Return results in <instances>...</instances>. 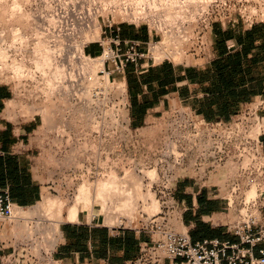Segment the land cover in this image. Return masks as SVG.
Instances as JSON below:
<instances>
[{"label":"built area","instance_id":"obj_1","mask_svg":"<svg viewBox=\"0 0 264 264\" xmlns=\"http://www.w3.org/2000/svg\"><path fill=\"white\" fill-rule=\"evenodd\" d=\"M75 1L64 4L62 0H44L41 6L37 2L33 7L35 27L56 57L73 74L66 76L63 84L66 82L83 91L85 86L87 88V78H90L81 66L89 58L97 60L99 67L95 71L96 79L89 99L92 107L96 109L101 104H109L114 117L124 119L128 127V92L120 76L128 64L144 69L163 61L186 63V60L174 61L182 55H191L193 58L197 55L196 60H206L209 50L206 36L214 21L237 22L238 17L252 24L256 20H264V17L257 19L254 15H244L242 12L233 13L229 0L193 2L181 15L191 9L193 20H177V17L170 21L164 18L163 13L157 14L153 10L131 17L130 10L125 8L121 14L139 22L127 23L145 26L149 36L145 40L122 38L120 24L123 21L112 19L114 11L110 7L104 6L100 0H92L93 4L87 7L83 4L86 0ZM105 13L106 19L103 16ZM96 22L100 28L95 35L97 38L88 40L87 34L95 28ZM189 24L195 25L192 33H189ZM90 42L99 45L98 54L85 52L84 48ZM75 73L77 78H74ZM262 102L256 100L245 103L228 122H201L183 107L170 112L158 150V159L162 165L161 192L166 195L162 200L164 210L150 215L145 213L141 226L123 225L121 222L109 225L133 226L162 234L161 239L154 244L145 242L141 245L137 264H161V251L171 259V264H264V246L258 250V254L254 253L258 243L264 244ZM226 165L229 171L223 173V197L227 207H239L237 219L231 225L238 241L216 237L192 241L186 233H176L166 228L164 219L173 202L172 190L177 172L183 171L195 181L205 184L210 175L224 169ZM251 191L253 193L249 194ZM16 207L8 189L0 188V220L11 222L20 218L15 213ZM44 253V257H41L24 247L13 248L3 255V263L59 264L49 253Z\"/></svg>","mask_w":264,"mask_h":264},{"label":"crops","instance_id":"obj_2","mask_svg":"<svg viewBox=\"0 0 264 264\" xmlns=\"http://www.w3.org/2000/svg\"><path fill=\"white\" fill-rule=\"evenodd\" d=\"M237 19L212 23L206 60L192 64L163 61L144 69L127 65L120 76L128 92L127 117L132 129L151 127L182 107L201 122H228L245 103L262 100L264 114V20L247 24ZM123 31H127L125 35ZM120 34L142 40L149 36L145 26L132 23H121ZM92 44L98 47L95 53L87 52ZM84 50L95 55L100 48L90 42ZM15 98L14 89L0 83V188L8 189L17 207H28L51 185L46 180L41 136L37 134L42 117L39 113L26 117L16 106H8ZM261 138L264 153V135ZM224 180L220 171L210 175L205 184L177 172L173 202L164 219L166 228L186 233L192 241L215 237L238 241L231 230L237 214L226 205ZM10 226L1 224L0 264H4L3 255L16 248L9 237ZM58 229L49 254L59 264H137L141 245L154 244L162 237L160 232L133 226L111 227L96 207L80 210L74 220L60 221ZM263 246L258 243L254 253ZM160 256L161 264H171L165 252Z\"/></svg>","mask_w":264,"mask_h":264},{"label":"rangeland","instance_id":"obj_3","mask_svg":"<svg viewBox=\"0 0 264 264\" xmlns=\"http://www.w3.org/2000/svg\"><path fill=\"white\" fill-rule=\"evenodd\" d=\"M1 1L2 0H0V9L2 6H5V4L7 5L10 3V0H4L5 3L4 1ZM30 1L31 0H22V5L24 7H22V9H24L26 12L32 13L28 20H18V15H15L16 17L10 16L8 14H3L0 11V44L6 47L9 50V53L13 56L19 58L21 56L25 57L27 55L25 59L28 65H32V61H30V59L33 54L32 50L34 46L33 42L35 41L34 38H36L33 32L34 28H32L33 26L35 27L36 24V19L32 16L33 7L38 4L37 2H40V6L44 3V0H34V2L32 0V3ZM93 1L90 0L87 2L86 0L83 4L85 5V7H87L88 5H92ZM100 1L104 6L106 5L110 7L109 9L114 11L112 19H114L115 21H123V23H127L128 21L136 22V20L130 19L129 17L123 16L121 14L125 8L130 10L134 5L132 4L131 0H124V3L123 0H119L118 2L117 0H113L114 3L111 2L112 0ZM229 1L230 9L234 11L233 13L235 14L242 12L244 15H254L253 17H256L257 19L264 17V0ZM62 2L64 4H67L77 1L62 0ZM116 3L120 5L118 6V4ZM146 7H148L145 8L146 12L150 11L151 13V8L148 4L146 5ZM159 11L156 10L154 11V13L157 12L158 14H161V12H163L162 9L160 12ZM187 13H192V10L189 9L186 14L184 13L185 17H183L184 15H180L179 17L181 19L185 18L187 20L189 18L192 19L193 17L191 14L187 16L189 18L186 17ZM2 15H4L5 17L6 15L10 17L5 18ZM103 16L105 17L104 19L107 18L106 13ZM179 17L178 19H180ZM109 18L111 19L110 14ZM175 18L173 20H175ZM16 23H19V25L22 24L19 28V31L26 37V43L25 41L22 43L15 42V44L11 45L10 43L12 38V30L10 28ZM188 26L189 33H192L195 25L189 24ZM99 31L96 33V35L99 33ZM126 32L127 31H123L122 35H125ZM208 35L209 32L206 36L207 43L210 42ZM96 38L97 37L95 36V38L93 39ZM97 51L98 47L95 44L87 47V52L95 53ZM19 54L22 55L20 56ZM182 56H180L181 58L174 59V61L184 62L186 60V63L192 64L195 62L196 58H198L197 55H195L194 58L191 55H187L185 57ZM35 73V78L37 79L39 77L37 81L33 78L30 79V77H22L20 78V80L17 78L13 79L10 76L9 72L5 69L4 71H2V73H0V83H6L8 86L14 89L16 95L15 100L18 103L16 104V109H18L19 112L26 117H30L34 113H39L42 117V109L46 104H49V107L54 110L52 111L53 115L50 116L52 122L51 120H49V118L46 119L43 116L42 124L37 131V134H40L41 136L40 143L42 156L44 157V167L47 174L46 180L50 181L49 185H51V188H45L48 194L51 196L54 195L61 196L62 198L64 197L68 202H71L75 198L76 188L78 187L80 182L83 181L82 179H87L90 182L94 180L96 181V179L102 178L101 176L106 177L109 169H114L118 176L122 177L124 176L125 168L127 167V169L133 170L137 174L136 177L140 178L138 180L142 181L143 187L140 189V193L142 194L138 197L139 199L136 203L137 206L135 205L134 209H132L133 212H127V214H125L124 211H116L113 215L114 218L112 219V221H108L110 212L102 213L100 211L102 213V216H104V222L108 225H116L121 222L123 225L131 224L141 226V219L145 217V213L150 215L157 213L158 210H164V208L162 207V200L166 198V195L161 192L162 165L158 159V150L160 149L163 141V134L165 125L167 123V116L154 122L151 127L134 130L124 123V119H117L116 117H114L109 104H101L98 108L93 109L92 103L89 99L91 94L90 90L93 87L92 84L94 80L90 79V81L87 79V88L85 86L83 91L77 89V87L75 86L72 87L69 84L65 85V82V91L64 87L62 88L63 90L61 89L59 91L58 89L56 90V92H54L55 94L53 93L49 96L41 91L40 87L43 86L42 84H44V81L40 78V76L37 75L39 74L38 72ZM116 77H118V75H116ZM75 78H77L76 73ZM16 80L18 81L16 82ZM34 80L36 82L39 81V84ZM19 81L20 83H18ZM37 85L40 87H38ZM60 93L62 94L61 96ZM49 98L51 99L48 100ZM51 101L52 103H50ZM154 166L157 168L158 174L156 176V179L149 184V179L143 176V171L153 168ZM225 170L229 171V167L227 165L224 169L220 170V173H224ZM105 171H107L106 174ZM148 189L152 193L154 192L153 194H155V197L160 202V208L155 210L154 213L153 211L150 212L148 208L147 203H149L150 201L148 197H146V200L143 198L145 197L144 195L149 192ZM40 200L34 205L28 207H16L15 213L17 216H20V218H16L11 222L7 220H1L0 228L1 224L3 223L6 225H11L9 237L13 239L12 243L16 246V248L24 247L29 249L32 253L44 257V252L48 250L50 251L51 249L45 243H47V241L50 240L51 237H53V231L48 230L50 229V222L48 220L42 222L45 227L42 223L38 226L37 224H34L36 222L34 220H39L38 212L43 209V207L39 205ZM92 207H96L99 210L100 206L97 202H95ZM238 208L239 207H228V210H230L235 216L237 214ZM19 223L26 224V230L24 229L22 232L19 231L17 225ZM45 224L47 225V227ZM33 228L35 230L34 232ZM39 230H41L42 232ZM28 231L31 232L29 233ZM31 235L32 237H30ZM29 239L35 240H33L34 242H31L29 241Z\"/></svg>","mask_w":264,"mask_h":264},{"label":"bare ground","instance_id":"obj_4","mask_svg":"<svg viewBox=\"0 0 264 264\" xmlns=\"http://www.w3.org/2000/svg\"><path fill=\"white\" fill-rule=\"evenodd\" d=\"M2 1H4V0H2ZM5 1H4V3H5ZM118 1L119 0H117V2ZM131 1H132V4H134L130 9L129 15L131 17H137L140 14L145 13L146 12L145 8H148V7H146V5L148 4L149 7L151 8V11L152 10H154V11L158 10L159 11V9L161 11V9H162L163 12H161V13H163L162 15H164V18L171 21L175 17H179L180 15H182L184 10L186 9V7L190 4H192L193 2L197 1V0H131ZM206 1H208V0H206ZM30 2L32 3V0ZM33 2H34V0H33ZM111 2L114 3L113 0ZM124 2L125 1L123 0V3ZM126 2H129V1H126ZM6 3H8V2H6ZM116 4H118V3H116ZM119 5L120 4H118V6ZM1 6H2V4H1ZM22 7H23L22 0H10V3L7 5L5 4V6H2L0 11L3 14H8L10 16L18 15L19 16L17 18L18 20H22V19L28 20L32 13L26 12L24 9H22ZM21 9L25 12H23ZM147 10H149V9H147ZM29 11H32V10H29ZM185 14H186V12H185ZM189 14H191V13H189ZM189 14L187 13L186 17ZM2 16H4V15H2ZM6 17H8V16L6 15ZM183 17H185V16H183ZM187 18H189V17H187ZM175 19H177V18H175ZM180 19H177V20H180ZM190 20H192V19H190ZM34 23H35V21H34ZM21 25L22 24L19 25V23H16V24L12 25V27L10 28L12 30V35H11L12 38H11V43H10L11 45L15 44V42L22 43L26 40V37L24 35H22L19 31V28ZM32 28H34L33 32H34V36L36 37V38H34L35 41L33 40L34 41L33 42L34 46H33V50H32L33 54H32L31 59H30V61H32V63H31L32 65H28L26 63L25 58L27 55L24 57V56H21L22 54L21 55L19 54L21 56L19 58L16 56H13L9 53V50L6 47H4L0 44V73H2V71H4L6 69L13 79L14 78L20 79L22 77H30V79L31 78L36 79L35 78V75H36L35 72H38L39 74H37V75L40 76V78L44 81L43 82L44 84H42L43 86H41V84H40L41 87L38 85L37 86L40 87L41 91L44 94L50 96L51 94L56 92V90L59 89V91H60L62 88H64V84H63L64 78L66 76H70V75L72 76L73 74L71 71H68L66 64L63 63L61 60H59L56 57V55L52 52L48 42L40 36L38 29L34 26ZM99 30H100L99 23L96 22L95 28L93 30H90L89 33L87 34V39L90 40V39L95 38L94 36L96 35V33ZM25 43H26V41H25ZM14 55H16V54H14ZM29 56H30V54H29ZM98 67H99V63L97 62V60H94V59L90 60V58H89L85 63H83V65L81 66V69H83V72L85 74L87 73L88 76H90L89 78L91 80H94V79H96L95 71ZM74 78H75V76H74ZM37 79H36V81H37ZM90 79H88V80H90ZM17 81L18 80H16V82ZM38 82H36V83H38ZM18 83H20V81ZM65 85H66V83H65ZM64 91H65V89H64ZM61 95L62 94L60 93V96ZM50 99L51 98H49L48 100H50ZM45 100H46V98H45ZM50 103H52V101ZM16 104H18V103L15 100H9L7 102V105L12 107V108L14 106H16ZM54 108H56V107H54ZM40 109H42V108H40ZM34 110H36V109H34ZM52 111H54V110H52V108L49 107V104H46L44 106V108L42 109V115L44 116V118H46V119L49 118V120H51V122H52V119H50V116L53 115ZM44 122H45V120H44ZM106 172L107 171H105V174H106ZM157 173H158L157 168L154 166L153 168L144 170L143 176L150 179L148 182L150 184L154 179H156ZM136 176H137V174L133 170L127 169V167H126L125 168V174L122 177L118 176V174L114 171V169L113 170L109 169L106 177L101 176L102 178L96 179V181L94 180V181L90 182L87 179H82L83 181L80 182V184L76 188L75 198L71 202H68L67 199H65L64 197L62 198L61 196H54V195L51 196L48 194L46 189H44V191L42 192L43 193L42 198L39 202L40 203L39 205L41 207H43V209L38 212L39 220L38 219L34 220V221H36L34 224H37V226H38L39 224H41L42 222H44L46 220H48L50 222V225H49L50 229H48L49 227L47 229L53 231V237H51L50 240L46 239L48 241L45 244H47L50 248H52L53 244L56 241L57 235H58V231H59L58 225H59L60 221L65 220V219H68V221L71 219L72 220L76 219L77 213L80 210H82L84 208L91 209L95 202H97L99 204V206H100L99 210L102 213H109L110 212V216H109L108 221H112V219L114 218L113 215L116 211H119V212L124 211L125 214H127V212L128 213L133 212L132 209H134L135 205L137 206L136 203L139 199L138 197H139V195L142 194V193H140V189L143 187L142 181L138 180L140 178L139 177L137 178ZM153 193L149 190V192L146 193V195H144L145 197H143V198L146 200V197H148V199L150 200L149 203H147L148 208H149L150 212L153 211V213H154L155 210L160 208V202L155 197V194H153ZM252 193L253 192L251 191L249 194H252ZM140 197H142V196H140ZM17 225H18L19 231L22 232L24 229L26 230V227H25L26 224L19 223ZM34 226H32V227H34ZM40 226H42V225H40ZM43 226H44V224H43ZM39 227H37V228H39ZM46 227H47V225H46ZM30 228H31V226H30ZM30 228H28V229H30ZM34 228H36V227H34ZM34 228H33V232L35 231ZM41 230H39V231H41ZM49 232H51V231H49ZM22 236H24V235H22ZM30 237H32V235ZM21 238H24V237H21ZM27 239H28V236H27ZM27 239H25V240H27ZM33 240H35V239H33ZM33 240L29 239V241H31V242H34ZM22 241H23V239H22ZM46 253H49V250L46 251Z\"/></svg>","mask_w":264,"mask_h":264}]
</instances>
